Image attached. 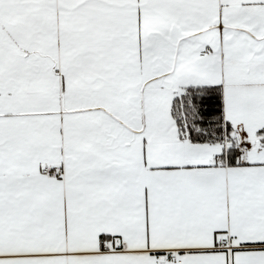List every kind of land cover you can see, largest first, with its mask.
Masks as SVG:
<instances>
[{"label": "snow or ice", "instance_id": "1", "mask_svg": "<svg viewBox=\"0 0 264 264\" xmlns=\"http://www.w3.org/2000/svg\"><path fill=\"white\" fill-rule=\"evenodd\" d=\"M0 264H264V0H0Z\"/></svg>", "mask_w": 264, "mask_h": 264}]
</instances>
